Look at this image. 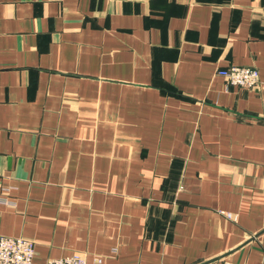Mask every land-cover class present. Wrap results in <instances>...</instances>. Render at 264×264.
<instances>
[{"label": "crops", "instance_id": "obj_1", "mask_svg": "<svg viewBox=\"0 0 264 264\" xmlns=\"http://www.w3.org/2000/svg\"><path fill=\"white\" fill-rule=\"evenodd\" d=\"M0 235L264 264V0H0Z\"/></svg>", "mask_w": 264, "mask_h": 264}, {"label": "built area", "instance_id": "obj_2", "mask_svg": "<svg viewBox=\"0 0 264 264\" xmlns=\"http://www.w3.org/2000/svg\"><path fill=\"white\" fill-rule=\"evenodd\" d=\"M216 74L223 77L228 84L244 89H252L259 85L258 71L252 66L228 65L217 69ZM230 217V214L227 213ZM33 240L25 237H12L0 235V264H32L34 255ZM86 260L80 253H72L58 258L48 259L44 264H97ZM216 264H237L225 258H219Z\"/></svg>", "mask_w": 264, "mask_h": 264}]
</instances>
